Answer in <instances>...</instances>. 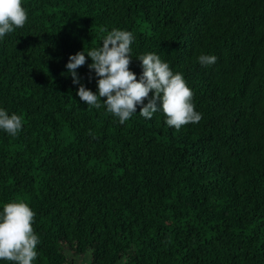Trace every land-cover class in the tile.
Returning a JSON list of instances; mask_svg holds the SVG:
<instances>
[{
    "label": "trees",
    "instance_id": "1",
    "mask_svg": "<svg viewBox=\"0 0 264 264\" xmlns=\"http://www.w3.org/2000/svg\"><path fill=\"white\" fill-rule=\"evenodd\" d=\"M23 7L24 27L0 38V110L22 117L16 136L0 129V213H35L33 264H264V0ZM114 29L133 35L137 82L149 53L183 75L199 123L177 130L137 105L121 124L106 97L79 98L81 85L98 95L87 52Z\"/></svg>",
    "mask_w": 264,
    "mask_h": 264
},
{
    "label": "clouds",
    "instance_id": "2",
    "mask_svg": "<svg viewBox=\"0 0 264 264\" xmlns=\"http://www.w3.org/2000/svg\"><path fill=\"white\" fill-rule=\"evenodd\" d=\"M28 15L23 0H0V38L23 28ZM133 35L128 31L114 29L102 41V47L87 52L93 63L89 65L98 79V95L81 85L77 95L87 105L99 108L98 98L106 97L109 113L119 118L121 124L129 120L141 106L139 115L152 119L153 114L162 109L166 124L179 130L187 124H196L201 115L192 103L193 93L182 74L173 72L167 63L154 53L139 57L143 73L137 82L136 75L129 70L130 50ZM215 56L201 55V65H213ZM86 63L85 52L69 58L66 68L71 73L74 84H80L76 70ZM154 96L149 99V94ZM145 100L148 101L145 104ZM22 128V117L0 110V129L16 136ZM35 213L25 202H10L0 213V260L14 264H33L37 258L38 236L32 224Z\"/></svg>",
    "mask_w": 264,
    "mask_h": 264
}]
</instances>
